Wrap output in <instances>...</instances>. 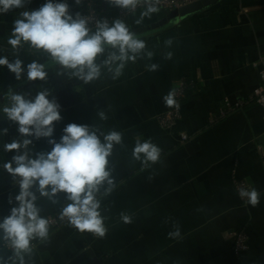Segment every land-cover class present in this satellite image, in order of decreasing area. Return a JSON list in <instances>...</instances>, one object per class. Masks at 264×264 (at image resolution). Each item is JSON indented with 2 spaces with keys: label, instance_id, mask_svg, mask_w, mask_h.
Masks as SVG:
<instances>
[{
  "label": "crops",
  "instance_id": "obj_1",
  "mask_svg": "<svg viewBox=\"0 0 264 264\" xmlns=\"http://www.w3.org/2000/svg\"><path fill=\"white\" fill-rule=\"evenodd\" d=\"M45 2L30 0L26 10ZM160 9L141 24L135 23L140 11L126 20L131 29L143 27L139 37L153 55L128 62L118 78L102 68L99 79L85 84L51 70L47 81H35L18 92L34 98L41 86L51 91L49 99L54 97L61 105L62 119L55 122L53 137L57 142L69 123L123 134L109 157L115 187L106 192L105 183L97 197L105 235L81 233L63 222L50 231L46 242H37L26 264H264V156L259 150L264 143V106L251 97L261 81L253 61L264 53V0H218L153 31L147 25L169 11ZM20 11L0 15L2 46L6 47ZM150 34L157 35L154 47L149 46ZM169 38L173 43L166 47ZM169 52L171 59H166ZM19 56L25 68L36 58L23 50ZM106 56L107 52L98 62ZM152 63L160 65L157 71L147 69ZM180 77L189 81L182 115L172 127L164 128L157 115L169 107L163 97ZM16 81L0 66V93ZM238 100L243 103L235 106ZM228 106L230 110L222 114ZM101 111L106 119H100ZM17 136L23 139L18 130ZM138 136L151 138L161 149L157 162L144 166L133 159ZM29 138L34 153L51 151L48 138ZM3 145L0 220L16 206L14 197L19 193L2 167L15 153L5 152ZM233 175L260 192L258 205L240 199ZM56 200L37 201L43 216L61 211L68 203L63 193ZM122 214L130 221L125 222ZM177 227L180 236L170 237ZM240 228L249 233V247L238 253L234 232ZM11 254L0 240V256L7 259Z\"/></svg>",
  "mask_w": 264,
  "mask_h": 264
},
{
  "label": "clouds",
  "instance_id": "obj_2",
  "mask_svg": "<svg viewBox=\"0 0 264 264\" xmlns=\"http://www.w3.org/2000/svg\"><path fill=\"white\" fill-rule=\"evenodd\" d=\"M28 3L30 0H0V15L21 10L13 21L6 48L0 46V51H10L15 57L10 61L7 55L0 56V66L13 73L17 81L22 80L25 71L29 82L47 81L50 71L55 70L58 77L76 78L87 84L101 77L102 68L113 72L115 79L128 62L135 63L153 55L146 51V41L129 27L125 18L109 22L92 14L73 15L66 0H46L35 10H26ZM75 3L79 5L81 0ZM107 3L132 16L141 9L136 24L151 20L161 10V0H107ZM172 43L171 38L164 41L166 47ZM21 50L36 57L26 68L19 58ZM106 52L107 56L98 62ZM165 58L171 59V53ZM146 67L157 71L160 65L152 63ZM50 96L51 91L43 86L34 98H27L25 93H17L12 88L3 93L5 104L0 106V112L18 126L23 139L3 145L5 152L15 153L2 167L19 186V193L14 197L16 206L0 220V240L12 253L7 259L0 256V264H26L25 258L33 253V241L43 243L49 239L50 219L41 214L37 203L41 197L56 203L58 194L63 193L68 203L61 209L59 219L79 232L103 237L107 231L97 195L105 183L106 192L115 187L108 167L109 157L114 146L122 143L123 134L115 130L104 133L93 126L69 123L57 142L53 137L55 122L62 119L61 105L54 97L49 99ZM163 100L166 106H179L171 92ZM98 115L106 119L103 111ZM3 131L6 133L7 129ZM29 137L48 138L51 151L34 153L33 139ZM132 157L148 166L160 159L161 149L151 138L138 136ZM237 193L247 204L260 203L261 194L255 187L242 185ZM122 219L130 221V217L123 214ZM169 236L179 237V228Z\"/></svg>",
  "mask_w": 264,
  "mask_h": 264
},
{
  "label": "built area",
  "instance_id": "obj_3",
  "mask_svg": "<svg viewBox=\"0 0 264 264\" xmlns=\"http://www.w3.org/2000/svg\"><path fill=\"white\" fill-rule=\"evenodd\" d=\"M194 0H161L160 8L166 9V10H171L175 7H180L185 4H188ZM66 2L70 5V11L73 15L76 13H80L81 15H89L92 14L96 18H106L108 19L109 22H111L115 18H125L126 20L132 16L127 13L126 10H123L121 8L116 7L115 12L111 13L108 10V6L104 0H81V3L77 5L75 3V0H66ZM141 9H138L137 12H139ZM0 46H2L0 44ZM264 46V45H263ZM6 48V47H5ZM1 56L7 55L9 60L15 59V57L12 56L10 51H0ZM20 58V56H19ZM253 66L259 68V73H260V84H258L256 87L253 89V94L251 97H254L258 103L262 104L264 106V53L259 55V58L256 61H253ZM189 85V81L185 77H180L177 80L176 85L173 87L171 93L174 94V99L179 105L178 107L171 106L168 107L164 110H162L160 113L157 115V121L158 123L164 127V128H170L172 127L177 120L182 115V104L183 100L186 96L187 93V87ZM243 103V100H238L235 106H240ZM230 105V104H228ZM231 106H228V108H223L222 109V114H227V112L230 110ZM259 150L261 154L264 156V143L259 145ZM232 183L237 191L238 188H240L242 185L243 186H248L247 183L237 177L236 175H233L232 177ZM249 187V186H248ZM100 192L98 193V195ZM97 195V197H98ZM59 213L60 210L57 213H54L48 218L50 219L51 223V228L54 229V227L60 225L63 223L59 219ZM38 241H33V248L36 247ZM249 247V233L245 228H240L237 229L234 232V248L235 251L238 253H241L242 251L248 249ZM79 264H84V263H79Z\"/></svg>",
  "mask_w": 264,
  "mask_h": 264
},
{
  "label": "water",
  "instance_id": "obj_4",
  "mask_svg": "<svg viewBox=\"0 0 264 264\" xmlns=\"http://www.w3.org/2000/svg\"><path fill=\"white\" fill-rule=\"evenodd\" d=\"M218 0H194L188 4H185L180 7H175L171 10H169L163 17L158 19L157 21H154L147 25V28L152 29L155 31L156 29H161L163 27L169 26L172 22H174L179 17L185 16L189 13L198 11L203 9L204 7L211 5ZM136 32V34L139 36L143 32V27H140L138 29H132ZM152 36V34L147 35ZM35 81L29 82L26 79V71L24 73V76L21 81H16L13 84L9 85V87L6 89V91L9 88H12L15 92H19L24 87L34 83ZM3 91L0 93V106L5 104V101L3 99V93L6 92ZM7 129V132L5 133L3 130ZM17 129L14 126L9 125L8 119L3 115L2 112H0V144H6L8 142H12L14 140H17Z\"/></svg>",
  "mask_w": 264,
  "mask_h": 264
},
{
  "label": "trees",
  "instance_id": "obj_5",
  "mask_svg": "<svg viewBox=\"0 0 264 264\" xmlns=\"http://www.w3.org/2000/svg\"><path fill=\"white\" fill-rule=\"evenodd\" d=\"M107 1V0H106ZM107 6H108V10H109V12H111V13H114L115 12V6H111V5H109L108 3H107ZM156 37H157V35H155V36H152V37H149V46L150 47H154V44H155V41H156ZM23 64H24V66H25V64L26 63H24L23 62ZM188 88V87H187ZM57 227V226H56ZM55 228V227H54ZM53 230V229H52ZM35 248V247H34ZM82 263H84V264H97L96 262H82Z\"/></svg>",
  "mask_w": 264,
  "mask_h": 264
},
{
  "label": "rangeland",
  "instance_id": "obj_6",
  "mask_svg": "<svg viewBox=\"0 0 264 264\" xmlns=\"http://www.w3.org/2000/svg\"><path fill=\"white\" fill-rule=\"evenodd\" d=\"M146 36V35H145Z\"/></svg>",
  "mask_w": 264,
  "mask_h": 264
}]
</instances>
